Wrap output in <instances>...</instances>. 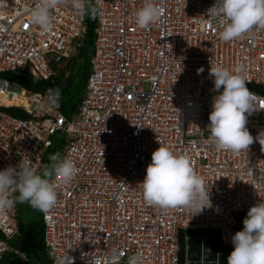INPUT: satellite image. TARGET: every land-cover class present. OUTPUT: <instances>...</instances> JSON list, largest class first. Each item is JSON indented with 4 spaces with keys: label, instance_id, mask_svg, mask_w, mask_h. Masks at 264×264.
Wrapping results in <instances>:
<instances>
[{
    "label": "built area",
    "instance_id": "obj_1",
    "mask_svg": "<svg viewBox=\"0 0 264 264\" xmlns=\"http://www.w3.org/2000/svg\"><path fill=\"white\" fill-rule=\"evenodd\" d=\"M35 2L0 0V23L7 28L0 32V170L28 157L39 171L56 139L64 143L61 157L75 162L71 182L53 177L58 202L42 212L48 254H68L74 264L91 257L109 264L117 249L122 264L136 254L142 264H179L180 230L198 228L218 230L222 248L232 244L238 213L264 201V149L258 141L238 154L217 149L208 125L219 93L209 69L211 62L229 70L242 65L247 87L264 104V94L250 86H264V28L224 42L208 13L216 0H155L165 9L162 20L140 29L135 13L145 0H93L101 14L90 74L78 111L69 117L60 100L51 107L47 92L30 91L3 75L28 67L47 80L55 73L53 63L74 56L83 43L86 17L70 0L53 11L47 33L30 23L28 9ZM246 127L254 137L264 130V109L248 116ZM160 144L188 155L210 192L211 208L194 214L143 200L140 183ZM15 211L16 203L0 212V258L14 251L26 260L9 241L20 234Z\"/></svg>",
    "mask_w": 264,
    "mask_h": 264
},
{
    "label": "clouds",
    "instance_id": "obj_2",
    "mask_svg": "<svg viewBox=\"0 0 264 264\" xmlns=\"http://www.w3.org/2000/svg\"><path fill=\"white\" fill-rule=\"evenodd\" d=\"M64 2L36 0L34 6L28 9L30 23L38 26L42 33L51 31L52 13ZM70 3L77 12L92 19L101 14L92 0H70ZM208 13L222 28L219 38L224 42L240 39L254 28H264V0H216ZM164 14L165 9L155 0H145L135 13V22L138 28L147 29L161 21ZM6 31L5 25L0 23V32ZM197 71L203 72L204 69ZM209 76L213 78L214 91L219 93L213 98L208 125L217 149L238 154L247 151L254 141H258L264 149V130L254 137L246 127L248 116L264 109V104L247 87L243 66L237 65L229 70L211 62ZM3 84L6 86L7 81ZM59 97L58 88L47 90L51 107H58ZM68 130L71 131V127ZM49 161L38 171L28 157H23L16 166L0 170V212L15 203L27 202L45 214L56 206L58 193L53 177H59L67 184L78 169L71 158L61 157L59 152L50 154ZM140 184L143 200L149 206L187 208L193 210L194 214L212 207L210 192L188 155L173 152L161 144L152 153L151 163ZM10 190L18 194L12 196ZM243 225V229L231 238L234 249L228 256V264H264V201L250 207ZM50 255L54 258V264H74V258L68 254L57 256L52 252ZM120 261L119 250L113 249L109 264H120ZM87 264H96V258L91 257ZM127 264H142V254L130 256Z\"/></svg>",
    "mask_w": 264,
    "mask_h": 264
},
{
    "label": "trees",
    "instance_id": "obj_3",
    "mask_svg": "<svg viewBox=\"0 0 264 264\" xmlns=\"http://www.w3.org/2000/svg\"><path fill=\"white\" fill-rule=\"evenodd\" d=\"M85 17L88 30L83 37L82 45L78 48L74 56L53 63L55 73L51 78L47 80L41 79L35 76L28 67L23 70L6 71L3 73L4 76L19 83L30 91L47 92L48 89L58 88L60 91L59 100L62 103L63 111L69 117H73L78 111L90 74L89 52L93 48L97 20L96 18L92 19L88 15H85ZM65 80H68L66 86H64ZM250 86L261 94H264V86L258 84H251ZM2 109L19 117L27 116V113L18 107H2ZM63 147L64 143L56 139L55 144L44 154L40 170H42L44 165L50 163L49 155L56 152L62 154ZM17 194L18 193H16V195ZM30 206L31 205L27 202L16 203L15 214L19 221L20 234L9 240L13 248L25 252L28 259L24 260L14 251H10L4 253L0 258V264H53L52 258L46 250V243L44 240L45 226L42 212L36 209L38 217L29 218L26 216V211L27 209L30 210ZM247 212L248 211H241L238 213L236 232L243 229V220ZM190 236L216 237L221 251L232 252L234 249L233 244L225 248L221 247L220 233L216 229H181L179 233V264H187V238Z\"/></svg>",
    "mask_w": 264,
    "mask_h": 264
},
{
    "label": "water",
    "instance_id": "obj_4",
    "mask_svg": "<svg viewBox=\"0 0 264 264\" xmlns=\"http://www.w3.org/2000/svg\"><path fill=\"white\" fill-rule=\"evenodd\" d=\"M68 80L64 81L66 86ZM231 252L219 250L216 237L190 236L187 238V264H228Z\"/></svg>",
    "mask_w": 264,
    "mask_h": 264
},
{
    "label": "rangeland",
    "instance_id": "obj_5",
    "mask_svg": "<svg viewBox=\"0 0 264 264\" xmlns=\"http://www.w3.org/2000/svg\"><path fill=\"white\" fill-rule=\"evenodd\" d=\"M12 89L17 91V90H20V87L18 85H13ZM26 216H28L29 218H36L38 217V213L36 212V209L30 206V210L27 209L26 211Z\"/></svg>",
    "mask_w": 264,
    "mask_h": 264
},
{
    "label": "crops",
    "instance_id": "obj_6",
    "mask_svg": "<svg viewBox=\"0 0 264 264\" xmlns=\"http://www.w3.org/2000/svg\"><path fill=\"white\" fill-rule=\"evenodd\" d=\"M220 250V249H219ZM221 251V250H220Z\"/></svg>",
    "mask_w": 264,
    "mask_h": 264
}]
</instances>
